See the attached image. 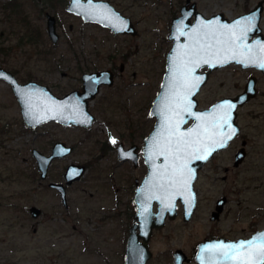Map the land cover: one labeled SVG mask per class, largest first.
Instances as JSON below:
<instances>
[{
  "label": "rangeland",
  "instance_id": "374dc122",
  "mask_svg": "<svg viewBox=\"0 0 264 264\" xmlns=\"http://www.w3.org/2000/svg\"><path fill=\"white\" fill-rule=\"evenodd\" d=\"M68 1L0 0V65L19 81L33 79L63 95L81 86L83 72L109 69L114 77L89 101L95 116L90 127L56 121L27 125L10 84L0 79V264H121L130 221L125 201L131 191L125 187L145 174L140 148L155 120L148 111L172 44L171 19L184 0H110L132 19L135 34L83 20L66 9ZM195 1L206 16L223 12L232 18L259 0ZM262 1L259 23L264 34ZM45 11L56 16V42L47 34ZM250 75L256 77L257 92L237 108L239 138L216 152L195 181L199 200L190 220L182 218L179 203L176 217L153 232L151 264H165V254L175 247L192 252L212 229L238 235L264 227V72L235 63L218 67L196 97L200 107H207L242 91ZM242 138L246 161L233 170L231 159ZM55 140L71 145V151L53 159L41 178L31 150L48 154ZM120 141L125 147L137 145L134 167L118 158ZM70 163L85 168L67 184L64 172ZM50 181L66 185L67 208ZM222 194L228 199L225 211L220 220H210L214 200ZM30 205L39 206L41 214L33 217Z\"/></svg>",
  "mask_w": 264,
  "mask_h": 264
},
{
  "label": "water",
  "instance_id": "95a60500",
  "mask_svg": "<svg viewBox=\"0 0 264 264\" xmlns=\"http://www.w3.org/2000/svg\"><path fill=\"white\" fill-rule=\"evenodd\" d=\"M66 8L68 11L81 15L84 20L100 23L103 26L109 27L114 32L131 34L137 32L131 18L123 14L119 9H116L109 0H80L79 7L75 6L74 0H69ZM262 9L263 1L259 0L257 4L248 11L240 13L232 18L226 17L223 12H217L206 16L196 8V2L194 0H185V3H183L180 8V13L171 19L168 37L172 40V44L166 54L165 70L160 81L159 90L149 107V115L153 116L155 120L150 132L144 136L143 146L141 148L147 171L135 188L134 201L136 204V213L134 215V222L130 228L126 244V264H144L145 260L151 253L148 239L151 235L152 229L161 228L164 226L167 218L172 219L176 217L178 202L182 205V218L184 220H189L191 218L196 206L197 192L194 187V182L198 176L199 169L214 153L227 147L229 142L239 133L240 126L236 120L237 108L247 102L257 92L256 77L255 75H250L244 84L243 90L234 96H223L207 107L197 108L198 100L196 95L201 86L206 83L209 73L215 68L230 63L239 64L242 68L254 67L264 72V68H260L255 64L238 62L239 59H243L242 56L238 57V59H227L223 63L213 59L210 61V64H201L200 67L195 69L194 75L200 77L201 82L195 89H193L192 94L189 96V100L192 104L190 109L191 112L194 114H212L217 105L228 101L235 105L230 112V122L232 126L237 129V132L226 142L225 147L217 148L207 160L190 161L189 167L193 170V178L190 181L189 189L182 194L172 195L169 200V193L173 190H162L160 188L162 183H166V180L161 177L166 161L163 155L157 154L158 149L154 147L153 137L158 131H161V126L164 123V118L160 114V109L164 107L166 102L165 95L167 94L169 100L172 99L169 87L172 79V72L170 71L172 58L175 57L178 52L196 46L197 38H202L203 34L208 31H215L217 34L225 32L226 30L222 28L221 25H227L230 28H234L238 35L241 34L243 29H248L243 33V39L238 41V43L241 45H248L253 49L254 53L259 55V49L256 46L258 44H264V34L262 33L259 23ZM104 15H108L109 19H104ZM250 16L252 17L251 25H249L246 20V18ZM237 21L240 22L238 26ZM209 22H211L210 26H208ZM46 28L51 40L56 42L59 34L56 30L55 16L53 14L47 13ZM180 32H183V35H180ZM221 56H224L223 52L221 53ZM0 73L3 74L0 75V79H4L12 87L17 101L20 104L24 122L33 127L47 121H57L61 124H76L84 127L90 126L95 116L89 110V101L98 93L99 87L102 84H112L113 82V72L109 69L84 72L82 74V84L80 89L75 88L69 90L63 95H57L48 85L42 84L33 79L20 82L13 72L4 67H0ZM22 92H28L31 95V103L33 105L31 113H29L24 102ZM181 118L185 121L180 125V130L182 132L201 123L195 119V115L189 116L187 112L181 113ZM209 118L211 117L209 116ZM135 147V145H132V147L124 150L120 143L118 145L119 157L122 159L128 157H132L134 160L137 159L138 155L135 152ZM31 151L36 158L40 177L45 178L51 160L56 156H63L69 153L71 151V146L66 145L63 141H56L52 146L51 153H43L34 147ZM150 151L152 154L151 160H149ZM127 153H131V155H127ZM244 155L245 147L244 141H242L241 147L235 153L234 163L238 164V162L244 158ZM84 168L85 166L82 164H68L64 172L65 181L71 183L73 180L78 179L83 173ZM49 185L59 192L61 198H63V202H65V184L63 182L50 181ZM157 196H159L160 199H157ZM223 201L224 198L218 200L212 218L216 216L214 214L221 210V204ZM154 203L156 204V210H153ZM29 212L33 217H37L41 212V208L37 205H30ZM261 233H264V227L255 230L249 237L244 239L221 240L220 237L211 240L210 243L213 245L217 243L227 244L248 241ZM140 237H142V240H140ZM181 253L184 255L183 250L180 248H177L174 251L176 262L178 263H181L183 260V255L181 256Z\"/></svg>",
  "mask_w": 264,
  "mask_h": 264
},
{
  "label": "snow or ice",
  "instance_id": "6c2138e0",
  "mask_svg": "<svg viewBox=\"0 0 264 264\" xmlns=\"http://www.w3.org/2000/svg\"><path fill=\"white\" fill-rule=\"evenodd\" d=\"M74 4L79 7L80 0H74ZM104 19H109V16L104 15ZM246 20L251 25L252 17H247ZM239 23L237 21V26ZM210 25L211 22L208 26ZM221 27L226 31L219 34L215 31H208L203 34L202 38H197L196 46L178 52L172 58L170 68L172 79L169 85L172 99L169 100L167 94L165 95L166 102L160 109L164 123L161 126V131H158L153 137L154 147L158 149L157 154L163 155L166 161L161 173V177L166 180V183H162L160 188L173 190L169 193V200L172 195L182 194L189 189L190 181L193 178V170L189 167V162L207 160L217 148L225 147L226 142L237 132L230 122V112L235 105L228 101L217 105L212 114L191 112L192 104L189 96L201 82V78L194 75L195 69L201 64H210L213 59L223 63L227 59H238L241 56L243 59H239L238 62H247L264 68V44L256 46L260 53L257 55L248 45L238 43L243 39V33L248 29H243L238 35L234 28L227 25H221ZM179 34L183 35V32ZM222 52L224 53L223 57L221 56ZM0 75L3 74L0 73ZM22 95L28 111L31 113L33 107L31 95L28 92H22ZM183 112H187L189 116L195 115V119L201 123L182 132L180 125L185 122L181 118ZM112 143L115 144L116 141L113 139ZM127 155H131V153H127ZM151 159L150 151L149 160ZM156 198L160 199L159 196ZM203 251L218 258L215 264H264V233L248 241L213 244L205 247Z\"/></svg>",
  "mask_w": 264,
  "mask_h": 264
},
{
  "label": "flooded vegetation",
  "instance_id": "af4514ba",
  "mask_svg": "<svg viewBox=\"0 0 264 264\" xmlns=\"http://www.w3.org/2000/svg\"><path fill=\"white\" fill-rule=\"evenodd\" d=\"M37 1H41V0H37ZM110 1V0H109ZM195 1V0H194ZM111 2V1H110ZM196 2V1H195ZM183 3H185V0H184V2ZM183 3L181 4V6L183 5ZM112 4V3H111ZM113 5V4H112ZM114 6V5H113ZM181 6H180V8H181ZM115 7V6H114ZM116 8V7H115ZM196 8H197V5H196ZM116 9H118V8H116ZM120 10V9H119ZM179 11H180V9H179ZM47 13H50V12H48V11H45L44 12V15H45V17H46V19H45V24H46V20H47ZM50 14H53V13H50ZM54 15V14H53ZM55 16V15H54ZM79 16V15H78ZM193 18V17H192ZM132 20V19H131ZM133 22V21H132ZM55 24H56V30H57V19H56V16H55ZM133 24H134V22H133ZM135 25V24H134ZM46 31H47V28H46ZM58 32V31H57ZM47 34H48V32H47ZM58 34H59V32H58ZM126 34H128V33H126ZM49 36V35H48ZM50 38V37H49ZM59 38V37H58ZM51 39V38H50ZM53 41V40H52ZM0 67H3L2 65H0ZM11 71V70H10ZM213 71V70H212ZM12 72V71H11ZM113 72V71H112ZM14 73V72H13ZM84 73V72H83ZM82 73V74H83ZM15 74V73H14ZM16 75V74H15ZM17 77V76H16ZM18 78V77H17ZM27 80H29V79H27ZM113 80H114V77H113ZM26 81V80H25ZM81 81H82V75H81ZM113 83V82H112ZM82 84V83H81ZM104 84H106V83H104ZM103 85V84H102ZM101 85V86H102ZM106 85H111V84H106ZM100 86V87H101ZM99 87V88H100ZM81 88V86L79 87V89ZM99 92V91H98ZM94 121V120H93ZM57 122V121H56ZM59 123V122H58ZM93 123V122H92ZM61 124V123H60ZM61 125H63V126H68V125H76V124H61ZM92 125V124H91ZM90 125V126H91ZM76 126H78V127H84V126H81V125H76ZM90 126H88V127H90ZM153 127V126H152ZM152 129V128H151ZM150 132V131H149ZM147 135V134H146ZM239 134H237V136L233 139V140H235L236 138H239V136H238ZM145 136V135H144ZM144 138V137H143ZM56 141H61V140H55L53 143H52V145H51V149H50V153H51V151H52V146H53V144L56 142ZM232 141V140H231ZM230 141V142H231ZM242 141H244V139L242 138L241 139V142ZM122 144V146H123V149L124 150H126V149H128V148H130V147H132V145H135L136 147H135V152H136V154L138 155V157H137V159H135L134 160V158H130V157H128V158H125V159H122V158H120L119 157V152H118V145L119 144ZM67 145V144H66ZM118 145H117V156H118V158L119 159H121V160H126V161H128L129 162V160L130 161H132V166L134 165H137L138 164V159H139V153H138V150H137V145L135 144V143H132L131 145H129L128 147H125L124 145H123V142L122 141H120L119 143H118ZM71 146V145H70ZM142 146H143V144H142ZM142 146H141V148H142ZM241 147V145L239 146V147H237L236 148V150L234 151V155H233V157L235 156V153L237 152V150H239V148ZM72 148V147H71ZM141 148H140V151H141ZM247 152H248V150L245 148V155H244V158L243 159H241L240 160V162H238V164H235L234 163V161H235V159H231L232 160V166L230 167L231 169H233V170H235V169H238V168H240L244 163H245V161H246V155H247ZM70 153V152H69ZM69 153H67V154H69ZM67 154H65V155H67ZM65 155H63V156H65ZM141 155H142V152H141ZM63 156H56V157H54L53 159H55V158H59V157H63ZM142 157H143V155H142ZM52 159V160H53ZM51 160V161H52ZM211 160H213V159H209V160H207L203 165H202V167L199 169V171H198V176H197V178H196V180L195 181H198L199 180V177H200V173H201V171L203 170V168L207 165V164H209V162L211 161ZM143 162H144V157H143ZM51 163V162H50ZM37 164V163H36ZM144 164H145V162H144ZM50 165V164H49ZM133 166V167H134ZM67 167V166H66ZM145 167H146V170L143 172V173H146V171H147V166H146V164H145ZM49 168V167H48ZM224 169H226V166H224ZM65 170H66V168H65ZM47 173H48V170H47ZM39 174H40V171H39ZM145 175V174H144ZM143 175V176H144ZM47 176V175H46ZM143 178V177H142ZM141 178V179H142ZM141 179H138L137 177L135 178V180H134V186H130V187H125V188H127L126 189V191H128V189L131 191V195H130V197H129V199H127V201H125L126 203V208H127V213H128V215H129V217H130V221H129V223H128V225H127V227H126V236L124 235V238H125V246H124V252L123 253H121V249H120V253H119V260L121 259V264H126V262H125V250H126V244H127V239H128V235H129V233H130V228H131V226L133 225V222H134V215H135V213H136V204H135V201H134V196H135V188H136V186H137V184L141 181ZM67 183V182H66ZM68 184V183H67ZM49 185V184H48ZM50 186V185H49ZM51 187V186H50ZM52 188H54V187H52ZM55 189V188H54ZM56 190V189H55ZM57 191V190H56ZM59 196H60V194H59ZM60 198H61V196H60ZM221 198H224V201H223V203L221 204V210L218 212V213H216V214H214V215H216L214 218H212L213 216V211H215V209H216V206H217V204H218V200H220ZM65 199H66V201L65 202H63V198H61V202H62V204H63V206L65 207V208H67L68 207V200H67V195H66V185H65ZM199 200V198H198V193H197V200H196V205H197V201ZM120 202H121V199H119V205H120ZM228 203V199H227V197H226V195H224V194H222V195H220L218 198L216 197L215 198V200H214V204H213V208L211 209V211H210V220H213V221H218V220H220V218L222 217V215H223V213H224V211H225V207H226V204ZM155 205V204H154ZM156 206V205H155ZM114 209H116V207L114 206ZM195 211V210H194ZM41 212H42V209H41ZM41 212H40V214H41ZM194 213V212H193ZM39 214V215H40ZM38 215V216H39ZM193 215V214H192ZM192 217V216H191ZM167 220V219H166ZM165 220V221H166ZM190 220V219H189ZM186 221H188V220H186ZM158 228H153L152 229V232H151V235H150V237H149V239H148V245H149V248H150V239H151V236L153 235V232L155 231V230H157ZM253 232V231H252ZM252 232H249V233H246V234H238V235H232V234H229V233H227L226 231H221L219 228L218 229H212V230H210L209 232H207L205 235H203L200 239H198L197 241H196V243H195V247H194V250L192 251V252H184V250H183V253H184V255L181 253V256L183 255V260H182V262L181 263H178V262H176V258H175V254H174V251L177 249V247H175L172 251H171V253L170 254H168L167 255V253L165 254L166 255V258H167V262L165 263V264H215V261L218 259V258H214V257H212V254L211 253H207V252H204L203 251V249L205 248V247H207V246H211V243H210V241L211 240H213V239H218V238H220L221 237V240H225V239H231V240H235V239H240V238H247V237H249L250 236V234L252 233ZM124 240V239H123ZM140 240H142V237H140ZM123 242V241H122ZM205 242V243H204ZM154 255H155V253L154 252H152L151 251V253H150V256L145 260V262H144V264H151L152 263V261H153V259H154Z\"/></svg>",
  "mask_w": 264,
  "mask_h": 264
}]
</instances>
